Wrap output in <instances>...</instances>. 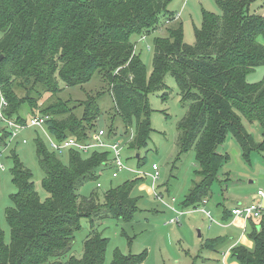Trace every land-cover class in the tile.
<instances>
[{
  "label": "trees",
  "instance_id": "obj_1",
  "mask_svg": "<svg viewBox=\"0 0 264 264\" xmlns=\"http://www.w3.org/2000/svg\"><path fill=\"white\" fill-rule=\"evenodd\" d=\"M167 2L0 0V92L7 101L3 112L22 124L27 119L20 110L30 115L49 114L46 126L56 140L73 136L89 141L87 133L93 132L97 117L94 100H58L41 108L38 92L41 87L57 94L62 83H86L98 72L113 98L110 119L118 117L126 126H134L128 145L136 150L146 144L152 129L149 91L162 90L165 99L164 74L169 72L188 107L177 123L176 145L180 153L192 149L197 164L181 207H198L208 201L219 170L228 160L227 152L219 149L228 134L245 161L254 152H264V78L254 83L246 80L247 72L264 64V16L249 13L254 0H216L220 15L202 11L192 44L182 40L180 21L167 25L166 34L155 37L152 71L147 75L132 36L157 28L161 17L163 22L173 23ZM19 88L24 95L17 94ZM80 105L84 111L78 115L74 109ZM246 121L259 123L261 140H255ZM8 135L5 128L0 131V146L6 144ZM34 142L44 172L41 187L47 195L40 198L32 172L11 153L17 191L10 195L13 206L5 210L9 243L4 242L0 229V264H103L107 238L96 224L107 217L131 218L138 201L131 195L133 181L108 189L101 199L96 190L80 195L78 186L96 179L98 169L108 165L109 149L93 151L88 157L69 149V161L64 164L38 137ZM230 209H222L223 220L232 216ZM82 218L90 227L82 253L66 257ZM246 227L253 246L235 244L231 257L235 264H264V217L259 221L250 217ZM218 244L219 236L206 240L204 247L213 250ZM144 258V253L122 254L115 249L110 264H143Z\"/></svg>",
  "mask_w": 264,
  "mask_h": 264
},
{
  "label": "rangeland",
  "instance_id": "obj_2",
  "mask_svg": "<svg viewBox=\"0 0 264 264\" xmlns=\"http://www.w3.org/2000/svg\"><path fill=\"white\" fill-rule=\"evenodd\" d=\"M167 10L177 15V20L173 23H165L161 17L157 28L143 36L137 34L132 36L134 51L144 63L147 75L152 71L153 41L155 37L166 34L167 25L180 21L183 31L182 40L192 44L195 39V28H198L202 22V11H211L220 15L216 0H168ZM249 13L264 16V0H254L249 6ZM246 74V80L250 83L263 79L264 64L256 66ZM163 83L164 91L167 92L165 99H162V90L149 91L148 106L151 109L149 121L152 129L146 144L136 150L128 145L134 126H126L118 117L113 121L110 119V114L114 110L113 98L108 91L107 82L98 72H94L86 83L65 86L60 82L61 90L57 94L44 91L39 86L41 92L38 94L42 99H39L38 103L43 108L48 104L58 103V100L85 103L91 98L95 101L97 111V117L93 122L94 130L104 128V140L120 142V155L124 162L121 171L113 177L112 166L101 167L98 169L96 179L83 182L76 190L84 196L96 190L101 199L108 189L133 181L131 195L138 201L137 210L132 213L131 218L122 220L117 217H107L96 224L97 230L107 238L103 264H110L115 249L122 254L144 253L143 264H235V260L231 257L230 242L237 236L243 235L242 243L238 244L252 248L253 243L249 239L248 228L243 232L241 223H232L228 229L226 227L229 224L224 223L225 220L221 217L220 222H211L200 209L202 204L198 207H181L183 195L191 186V180L195 179L194 171L197 169V164L192 149L180 153L176 145L177 123L188 108L187 102L181 99L175 78L171 73L164 74ZM16 92L21 96L25 94L22 88L16 89ZM74 110L78 115L84 111L82 105ZM19 112L25 119L30 115L27 110ZM111 124L113 132L109 133ZM245 125L256 141L263 138L258 122L246 121ZM4 128L9 135L5 138L6 144L0 146V229L4 235V242L9 243L11 234L8 221L5 219V210L13 206L10 195L17 191L12 181L11 169L14 162L11 153L15 152L19 161L29 172H32L33 187L40 198L45 199L47 192L41 187L44 172L38 164L34 141L38 137L50 146L53 135L46 125L19 129L13 137L10 135V130L0 121V131ZM94 130L92 133L89 130L87 136L90 134V138H93ZM227 136L219 149L227 152L228 160L221 166L218 180L211 187L207 205H204L213 219L217 218L218 214L221 216L219 212L223 208L229 210L234 204L257 200L256 191L259 188L264 191V152H254L247 162L242 159L234 137L230 134ZM96 150L101 149L90 148L86 152H81V156L88 157ZM57 155L64 164L68 163L67 149ZM152 163H155L158 169V178L155 180L152 179L154 173L151 169ZM154 191L159 197H155ZM176 217L177 222L170 221ZM80 224L81 228L76 231L71 250L66 253V257L69 255L78 257L82 253L83 240L89 234L90 227L89 221L85 218L81 219ZM217 236L223 244L213 250L204 247L206 240ZM222 252H226L224 259Z\"/></svg>",
  "mask_w": 264,
  "mask_h": 264
},
{
  "label": "built area",
  "instance_id": "obj_3",
  "mask_svg": "<svg viewBox=\"0 0 264 264\" xmlns=\"http://www.w3.org/2000/svg\"><path fill=\"white\" fill-rule=\"evenodd\" d=\"M173 20H177V15H174ZM169 20H166L165 23H169ZM7 106V101L5 97L0 92V121H2L6 128L10 130V135H16L19 129H24L28 126L31 127H43L46 125V121L50 117L49 114H37V115H29L27 118L26 123H18L14 119H11L5 115L3 112L4 108ZM94 137L90 138L89 141H81L76 139V137L70 136L65 139H60L59 141L56 140L54 137L50 142V148L55 151L56 153H60L63 150H78L80 152H86L90 150V148H99L101 150L109 149L110 151V158L107 160V164L113 167L112 176H116L119 171L124 167V162L121 159L120 155V142H108L104 140V130L99 129L94 132ZM92 135V136H93ZM24 142V141H23ZM151 169H153L154 173L152 174V179L155 180L158 178V169L155 163H152ZM99 185V183H97ZM155 197H159L156 191H154ZM256 196L264 197L263 189L259 188L256 191ZM206 200H203L202 207L200 208L209 218L212 220V215L209 210H205L204 205L206 204ZM230 212L234 218L240 217L244 221H247L250 217L256 220H260V218L264 217V207L262 206L261 202L258 200H253L250 202L244 203H237L231 207ZM177 217L174 219L172 218L171 222H177Z\"/></svg>",
  "mask_w": 264,
  "mask_h": 264
},
{
  "label": "crops",
  "instance_id": "obj_4",
  "mask_svg": "<svg viewBox=\"0 0 264 264\" xmlns=\"http://www.w3.org/2000/svg\"><path fill=\"white\" fill-rule=\"evenodd\" d=\"M259 190V189H258ZM256 197V196H255ZM208 199V198H207ZM258 201H260L261 202V204H262V206L264 207V197H259L258 196V199H257ZM248 202V201H247ZM205 205H207V203L205 204ZM234 206V205H233ZM224 209V208H223ZM219 213H221L220 215L221 216H219V214H218V217L216 218V217H214V221L215 222H220V217L221 218H223L224 217V213H222V209H221V211L219 212ZM206 215V214H205ZM212 215V214H211ZM207 216V215H206ZM208 217V216H207ZM209 218V217H208ZM209 220H210V218H209ZM211 221V220H210ZM214 221H211V222H214ZM259 221V220H258ZM224 223H227V224H229L228 225V227H226V228H228V229H230V225L232 224V223H241V229L243 230V232H245V229L247 228L246 227V223H247V221H244L242 218H240V217H236V218H234V217H230V219H227V221L225 220V222ZM259 223V222H258ZM257 227H259V226H257ZM243 235H240V236H237L236 238H235V240L234 239H232V241L230 242L231 244H230V251H231V247L233 246V245H235V244H238V243H242V237ZM227 238V237H226ZM228 238H230V237H228ZM233 238V237H232ZM251 243H253V242H251ZM221 244H223L222 242L220 243V244H218L216 247H218L219 245H221ZM215 247V248H216ZM206 248V247H205ZM208 249V248H207ZM225 254H226V252H222V259H224L225 258ZM224 261V260H223Z\"/></svg>",
  "mask_w": 264,
  "mask_h": 264
},
{
  "label": "water",
  "instance_id": "obj_5",
  "mask_svg": "<svg viewBox=\"0 0 264 264\" xmlns=\"http://www.w3.org/2000/svg\"><path fill=\"white\" fill-rule=\"evenodd\" d=\"M2 57V55H0V58ZM139 155L137 154V157H138Z\"/></svg>",
  "mask_w": 264,
  "mask_h": 264
}]
</instances>
